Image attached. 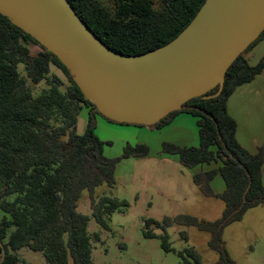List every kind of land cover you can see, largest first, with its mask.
Returning <instances> with one entry per match:
<instances>
[{"label": "trees", "instance_id": "1", "mask_svg": "<svg viewBox=\"0 0 264 264\" xmlns=\"http://www.w3.org/2000/svg\"><path fill=\"white\" fill-rule=\"evenodd\" d=\"M205 1L69 0L84 24L111 50L124 55L143 54L169 43L191 23ZM262 36L264 31L229 67L218 96L195 97L183 109L149 125L159 129L179 112H190L197 117L200 144L181 147L164 142L163 153L178 156L186 168L221 164L193 178L204 195L224 201L220 218L178 214L145 219V236L159 237L166 252L174 250L169 227L195 226L210 232L208 244L220 255L215 264H236L225 246L224 229L242 220L249 209L264 205V150L252 153L240 144L237 123L228 112L234 91L264 69V60L251 65L244 56ZM31 42L41 48L35 54L28 46ZM20 64L25 65L26 75L19 71ZM52 64L66 73L71 85L64 88V80L52 73ZM41 83L46 87L35 93ZM84 106L89 107L87 128L78 134ZM97 114L116 122L84 96L55 54L0 13V209L9 215L0 221V264H32L18 255L23 247L42 252L48 264H92V241L101 237L90 234V216L78 211L83 191H90L92 216L108 229L111 215L128 202L109 195L96 198L95 189L102 184L116 186L121 159L150 153L147 144L139 143L128 144L121 157H106L105 142L95 133ZM218 173L226 184L220 194L211 186ZM181 236L188 241L187 231H181ZM178 254L181 264H202L201 253L194 246H186Z\"/></svg>", "mask_w": 264, "mask_h": 264}, {"label": "water", "instance_id": "2", "mask_svg": "<svg viewBox=\"0 0 264 264\" xmlns=\"http://www.w3.org/2000/svg\"><path fill=\"white\" fill-rule=\"evenodd\" d=\"M0 13L55 54L102 115L147 126L195 97L218 96L229 67L264 31V0H206L172 41L124 55L106 46L69 0H0Z\"/></svg>", "mask_w": 264, "mask_h": 264}, {"label": "rangeland", "instance_id": "3", "mask_svg": "<svg viewBox=\"0 0 264 264\" xmlns=\"http://www.w3.org/2000/svg\"><path fill=\"white\" fill-rule=\"evenodd\" d=\"M28 46L34 54L41 49L33 42ZM51 70L64 80V88L71 85L62 69L52 64ZM19 71L26 75L24 64L19 65ZM45 87L41 83L34 91L40 93ZM88 115L89 111L84 106L78 119V134L85 133ZM95 133L105 142L104 154L108 158L121 157L128 144L148 143L153 156L160 150L156 148L158 135L146 125L109 122L97 114ZM144 173L148 176L147 181H144ZM190 174V170L182 165L170 163L167 168H162L156 159H121L116 168V186L102 184L94 194L96 198L109 195L128 202L126 207L111 215L108 229L92 216L91 194L89 190H84L78 202V211L90 216V234L99 233L101 237L100 241H92V264H181L178 252L186 246H194L201 253L202 264H215L220 255L208 244L210 232L201 231L195 226L172 225L168 228L174 248L171 252L163 249L159 237L148 238L144 233L146 218L162 220L165 216L191 214L214 220L222 216L223 200L206 197L194 185ZM5 216L9 217L0 209V221ZM12 230L10 228L8 232ZM183 230L188 232V241L181 236ZM155 231L161 233L159 229ZM223 240L236 264H264V205L249 209L242 220L226 226ZM7 241L8 238L3 243ZM17 253L21 259L32 264H48L42 252L28 247L19 249Z\"/></svg>", "mask_w": 264, "mask_h": 264}, {"label": "crops", "instance_id": "4", "mask_svg": "<svg viewBox=\"0 0 264 264\" xmlns=\"http://www.w3.org/2000/svg\"><path fill=\"white\" fill-rule=\"evenodd\" d=\"M244 56L251 65H257L263 61L264 37L262 36L258 42L247 50ZM87 109L89 111V107H87ZM228 112L237 123V139L240 144L252 153H257L261 148L264 150V69L254 80L240 85L234 91L228 100ZM106 120L109 121L108 119ZM150 129L152 133L159 137L156 142V148H160V150L156 156H153L150 145L146 143L150 148L149 155L138 158L148 161L156 159L162 168H167L170 163L173 165H182L178 156L163 153L162 148L164 142H170L181 147L198 146L200 144L197 117L187 111L179 112L170 123L159 129L151 127ZM220 165V163L212 162L210 164H202L195 168L187 169L190 170V178L194 183L193 178L195 174L217 169ZM262 175L264 183V165L262 168ZM143 178L144 181L148 180L146 173H144ZM194 185L196 184L194 183ZM211 186L217 194L224 192L226 184L221 174L218 173L214 177L211 181ZM197 188L199 189L198 186ZM161 193L165 194L162 190Z\"/></svg>", "mask_w": 264, "mask_h": 264}]
</instances>
